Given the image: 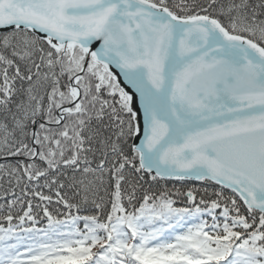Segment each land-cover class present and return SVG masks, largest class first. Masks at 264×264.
Wrapping results in <instances>:
<instances>
[{
	"label": "snow or ice",
	"instance_id": "snow-or-ice-1",
	"mask_svg": "<svg viewBox=\"0 0 264 264\" xmlns=\"http://www.w3.org/2000/svg\"><path fill=\"white\" fill-rule=\"evenodd\" d=\"M0 264H264V0H0Z\"/></svg>",
	"mask_w": 264,
	"mask_h": 264
},
{
	"label": "trees",
	"instance_id": "trees-1",
	"mask_svg": "<svg viewBox=\"0 0 264 264\" xmlns=\"http://www.w3.org/2000/svg\"><path fill=\"white\" fill-rule=\"evenodd\" d=\"M195 183H197V182H189V184H195ZM172 185H171V183L169 184V187H171ZM177 186H179V185H177Z\"/></svg>",
	"mask_w": 264,
	"mask_h": 264
}]
</instances>
